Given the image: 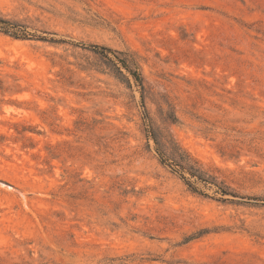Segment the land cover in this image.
Listing matches in <instances>:
<instances>
[{"label":"rangeland","instance_id":"1","mask_svg":"<svg viewBox=\"0 0 264 264\" xmlns=\"http://www.w3.org/2000/svg\"><path fill=\"white\" fill-rule=\"evenodd\" d=\"M0 13L58 41L0 34V264H264V0H0ZM94 46L134 55L145 99ZM150 127L245 199L192 193Z\"/></svg>","mask_w":264,"mask_h":264},{"label":"trees","instance_id":"2","mask_svg":"<svg viewBox=\"0 0 264 264\" xmlns=\"http://www.w3.org/2000/svg\"><path fill=\"white\" fill-rule=\"evenodd\" d=\"M0 34L18 41L58 43V41L54 39H48V37L43 36L44 34L50 33L45 32L43 35L32 33L28 25L17 20L9 19L1 13ZM94 48L96 50L94 51L95 54L100 57L103 64L111 70L114 76L125 83L129 88L133 86L137 87L141 92V97L145 99L144 79L134 55L129 52L118 51L104 46H94ZM100 49L101 51H98ZM147 118L151 120L149 117ZM166 118L171 123L178 122V117L172 110L167 111ZM147 134L148 138L154 142L161 164L169 168L172 173L178 175L192 193L220 202L229 201V199H225L226 197L245 199L230 190L225 183L220 182L215 176L206 172L198 161L185 151L170 133H164L154 127H150V129L147 130ZM198 185L207 189L214 188L216 190V195L220 197H211L200 190ZM247 199L260 201L258 198Z\"/></svg>","mask_w":264,"mask_h":264}]
</instances>
